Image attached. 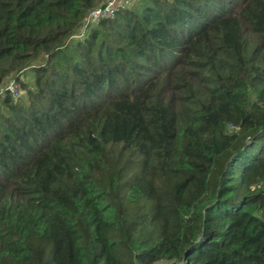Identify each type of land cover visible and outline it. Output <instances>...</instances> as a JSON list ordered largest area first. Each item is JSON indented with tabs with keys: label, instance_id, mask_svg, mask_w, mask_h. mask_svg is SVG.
Here are the masks:
<instances>
[{
	"label": "trees",
	"instance_id": "16d2710c",
	"mask_svg": "<svg viewBox=\"0 0 264 264\" xmlns=\"http://www.w3.org/2000/svg\"><path fill=\"white\" fill-rule=\"evenodd\" d=\"M108 1L0 0V264H264V0Z\"/></svg>",
	"mask_w": 264,
	"mask_h": 264
},
{
	"label": "built area",
	"instance_id": "2783aa9c",
	"mask_svg": "<svg viewBox=\"0 0 264 264\" xmlns=\"http://www.w3.org/2000/svg\"><path fill=\"white\" fill-rule=\"evenodd\" d=\"M119 0H109L106 5L98 7L92 10L85 20V26L95 24L101 18L112 17L115 11L118 10L117 4ZM15 82H11L8 86V90H10L15 96L19 94V87L14 84Z\"/></svg>",
	"mask_w": 264,
	"mask_h": 264
},
{
	"label": "rangeland",
	"instance_id": "374dc122",
	"mask_svg": "<svg viewBox=\"0 0 264 264\" xmlns=\"http://www.w3.org/2000/svg\"><path fill=\"white\" fill-rule=\"evenodd\" d=\"M141 1L142 0H121V2L124 3V5L127 8H131V9H134V10H139L140 5H141ZM90 30H86L85 27H83V26L80 27L77 30V34L70 39L69 44L70 45H74L77 42V40H80V37H82V38L86 37V35L84 36V34L87 31H88L87 32V34H88ZM19 76H20L21 81H24L29 86H32V83H33V80H34V75H33L32 71L30 69H26ZM14 84H16V83H14ZM16 85L18 87H21L20 84H16Z\"/></svg>",
	"mask_w": 264,
	"mask_h": 264
}]
</instances>
